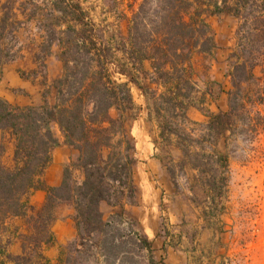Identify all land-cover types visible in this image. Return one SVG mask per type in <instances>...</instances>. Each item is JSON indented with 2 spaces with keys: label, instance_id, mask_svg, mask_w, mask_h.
<instances>
[{
  "label": "trees",
  "instance_id": "1",
  "mask_svg": "<svg viewBox=\"0 0 264 264\" xmlns=\"http://www.w3.org/2000/svg\"><path fill=\"white\" fill-rule=\"evenodd\" d=\"M51 2L52 11L59 14L56 26L68 17L80 26L74 29L76 42L88 48L84 52L88 61L79 57L71 66L67 63L64 74L43 95V105L21 106L0 97V130L15 141L11 165L4 161L6 144L0 143V227L15 218L23 219L28 227L27 233L21 234L22 254H6L0 246V255L6 254L14 264L46 259L43 247L54 242L52 227L60 204L74 206L78 238L83 241L91 235H106L110 229L100 210L102 202L123 211L126 204L136 203V144L127 126V112L135 108L132 85L145 96L149 90L158 96L155 109L163 119L165 136L178 132L174 126L179 117L194 123L183 90L193 82L194 55L220 49L209 23L211 16L231 15L239 25L227 58V76L232 83L227 91L229 108L211 113L206 124L208 136L226 138L234 130V117L244 120V115L250 117L251 124L255 122L248 125L250 131L264 130V0H133L138 9L129 18V35L121 49L126 63L116 71L125 81L114 79L110 49L82 5L73 0ZM18 11L14 4L3 7L0 67L17 52L19 40L12 22L18 21ZM53 39L45 47V57L51 53ZM146 60L152 62L151 72L144 67ZM148 81L154 89L147 86ZM53 92L54 103L49 99ZM113 109L119 112L117 117L112 115ZM253 114L255 118H251ZM54 122L59 124L65 143L79 151L78 159L65 166L59 186L43 180L53 150L61 145L52 128ZM208 159L211 167L203 171L206 185L211 193L222 194L229 157L215 148ZM77 170L84 176L82 181L75 177ZM36 190L47 193L40 207L31 202Z\"/></svg>",
  "mask_w": 264,
  "mask_h": 264
},
{
  "label": "rangeland",
  "instance_id": "2",
  "mask_svg": "<svg viewBox=\"0 0 264 264\" xmlns=\"http://www.w3.org/2000/svg\"><path fill=\"white\" fill-rule=\"evenodd\" d=\"M14 1L0 0V19L4 5L11 8L14 4L19 10L18 21L12 22L19 44L15 56L0 67V97L16 105L40 106L67 63L71 66L79 57L88 61L84 53L88 48L77 44L74 29L80 26L70 17L61 26L55 25L59 14L52 11L51 0ZM73 1L82 5L104 37L114 79L125 81L116 71L118 65L126 63L121 49L129 35V18L138 4H132L133 0ZM209 23L220 49L194 55L193 82L183 90V100L191 104L190 109L199 108L209 119L199 122L188 115L194 123H186L179 117L174 126L178 132L165 136L163 119L155 109L158 96L151 90L145 96L132 85L135 108L127 112V126L136 144V203L126 204L123 211L102 202L100 210L110 225L106 235H91L81 241L77 232V238L63 248L60 264H264V130L250 131L248 125L255 122L251 124L250 117L244 115V120L234 117V130L226 138H209L206 124L213 108L217 111L215 105L223 103V93L232 88L227 58L239 21L224 14L211 16ZM51 38L55 42L45 57ZM144 67L151 72L152 62L146 60ZM257 73L263 77L260 69ZM146 84L150 89L155 87L149 81ZM54 96L55 92L49 98L52 103ZM225 101L228 109V94ZM118 114L112 110L114 117ZM52 128L56 137L62 134L58 123ZM3 141L4 161L11 165L15 141L0 130V143ZM215 148L229 157L228 180L223 193L217 195L210 192L203 174L211 167L208 156ZM75 177L79 181L84 178L79 170ZM68 212L64 205L61 214ZM7 225L0 227V235L17 224L11 221ZM100 239L106 241L101 244ZM34 260L35 264L43 263Z\"/></svg>",
  "mask_w": 264,
  "mask_h": 264
},
{
  "label": "crops",
  "instance_id": "3",
  "mask_svg": "<svg viewBox=\"0 0 264 264\" xmlns=\"http://www.w3.org/2000/svg\"><path fill=\"white\" fill-rule=\"evenodd\" d=\"M133 90L134 89L132 88V91ZM226 95L227 92H224L222 98L223 103L219 102V105H215L217 111H215L213 108L212 112L216 113L220 109L227 110V104L225 101ZM188 115L199 122H203L209 119V116H207V114H205L202 110L197 107H192L191 109H189ZM57 138H59V140L61 141V145L53 150L52 162L43 176L44 182L50 186L61 185L63 181L65 166L71 161H76L79 157V151L65 143V137L63 133L57 136ZM154 164V162L151 163L152 166ZM46 196V191L36 190L31 196V202L33 205L40 207L45 202ZM64 205H66L69 209V212L67 214H61V209ZM75 213L76 211L72 204H61L57 208L58 217L52 227V231L54 233V242L50 245H46L43 247V254L45 255L46 259L41 260L43 262L42 264H60L61 252L63 248L77 238L78 231L74 219ZM11 221H14V223L17 225L16 227H10V230H8V232L1 234L2 237L5 238V241L9 239L8 244L2 245V247L6 251V254L10 253L17 255L22 253L21 234L27 233L28 227H26L24 220L21 218H15L13 220H10L7 222V224H9V222ZM5 241H0V245L2 243H5ZM6 254L0 255V261L5 262V264H12L6 257Z\"/></svg>",
  "mask_w": 264,
  "mask_h": 264
}]
</instances>
